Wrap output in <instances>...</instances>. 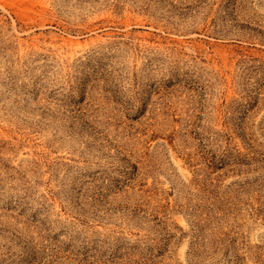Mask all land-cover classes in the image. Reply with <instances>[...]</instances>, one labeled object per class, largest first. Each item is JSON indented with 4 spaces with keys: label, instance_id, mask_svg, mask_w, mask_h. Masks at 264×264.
Returning <instances> with one entry per match:
<instances>
[{
    "label": "rangeland",
    "instance_id": "1",
    "mask_svg": "<svg viewBox=\"0 0 264 264\" xmlns=\"http://www.w3.org/2000/svg\"><path fill=\"white\" fill-rule=\"evenodd\" d=\"M0 264H264V0H0Z\"/></svg>",
    "mask_w": 264,
    "mask_h": 264
}]
</instances>
